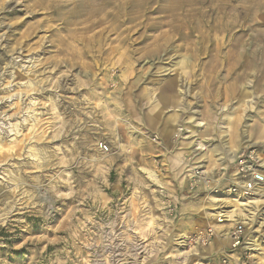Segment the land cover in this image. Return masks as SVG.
<instances>
[{"label":"rangeland","instance_id":"rangeland-1","mask_svg":"<svg viewBox=\"0 0 264 264\" xmlns=\"http://www.w3.org/2000/svg\"><path fill=\"white\" fill-rule=\"evenodd\" d=\"M243 28L260 55L264 0H0V264H264V186L242 221L188 178L264 163V77L222 72Z\"/></svg>","mask_w":264,"mask_h":264},{"label":"built area","instance_id":"built-area-1","mask_svg":"<svg viewBox=\"0 0 264 264\" xmlns=\"http://www.w3.org/2000/svg\"><path fill=\"white\" fill-rule=\"evenodd\" d=\"M182 129H177L175 138L177 139ZM157 138H154V141ZM227 169L220 178H214L211 174H205L203 171L192 170L188 174L189 188L203 186L209 193L217 196V200H224L225 197L233 198L235 201L247 203L252 201L253 197L259 194V190L264 186V174L261 167V160L252 148L243 149L235 158L227 161ZM229 170V173L227 171ZM261 193V192H260ZM260 195V194H259ZM174 208H169V214L173 215ZM225 217L218 216V224L223 223ZM220 220V222H219ZM215 226H207L201 232L194 234V239L205 246L211 243L216 231ZM229 251H237L244 246L245 229L242 224L237 223L230 227L226 234ZM229 254H225L219 259V264H232Z\"/></svg>","mask_w":264,"mask_h":264},{"label":"bare ground","instance_id":"bare-ground-1","mask_svg":"<svg viewBox=\"0 0 264 264\" xmlns=\"http://www.w3.org/2000/svg\"><path fill=\"white\" fill-rule=\"evenodd\" d=\"M40 2V1H39ZM70 2V1H68ZM65 3V2H64ZM95 3V1H94ZM99 3V2H98ZM92 4V3H91ZM64 5V4H63ZM88 5V3H87ZM69 6V5H68ZM92 6V5H91ZM60 7V6H59ZM62 7V6H61ZM64 8V7H63ZM67 8V6L65 7ZM71 9V8H70ZM69 9V10H70ZM241 9V8H240ZM68 10V9H67ZM68 10V11H69ZM87 10V9H86ZM90 10V9H89ZM101 10V9H100ZM79 11V10H78ZM81 11V10H80ZM84 11V10H83ZM92 11V10H91ZM242 11V9H241ZM52 12V11H51ZM60 12V11H59ZM54 13V12H53ZM57 13V12H56ZM84 13V12H83ZM82 13V14H83ZM61 14V12H60ZM67 14V13H66ZM81 14V13H80ZM79 14V15H80ZM245 14V13H244ZM245 17V16H244ZM241 18V16H240ZM244 19V18H242ZM110 20V19H109ZM242 23V22H241ZM94 24V23H93ZM237 26V25H236ZM251 26V25H250ZM240 26H238L237 28H239ZM260 27V26H259ZM258 27V28H259ZM254 28V27H253ZM241 29V28H240ZM229 30V29H228ZM225 33V32H224ZM228 33V32H227ZM240 33V32H239ZM229 34V33H228ZM245 37V30L244 28L241 31V36H239V41L237 42H232L231 38L226 39V41L224 42V44L226 43V47L232 50H227L225 51V53H223L222 55V72L225 74V76L227 77H231L233 75H235V79H245V78H252L255 79V81H257V79H259L261 77V79L264 77V50L260 53V55L257 54V49L254 47V44L251 42V39L249 40H244ZM257 39V38H256ZM253 41V40H252ZM223 44V43H222ZM219 45V44H218ZM226 48V49H227ZM221 50L218 47V51ZM258 61L260 62V64L258 63ZM239 69V72H237V68ZM242 81V80H241ZM244 88V87H243ZM245 89V88H244ZM180 96V95H179ZM246 96L244 95L242 98L239 99L238 103L239 105L237 107L234 108H230V109H226L222 110V114L223 116L221 117L222 119H226L227 120V127L228 129H232L231 125H232V121L235 118V115L238 113L240 114L238 111L240 110V108L242 107V105L245 103L246 100ZM162 100H164L166 103L171 101L170 97H166V98H161ZM248 100V99H247ZM164 102V103H165ZM158 104H163L161 100L157 101ZM248 104V103H247ZM245 108V107H244ZM246 110V109H245ZM244 110V111H245ZM221 114V115H222ZM207 118V117H206ZM200 119V118H199ZM202 119V118H201ZM200 119V120H201ZM208 119V118H207ZM221 119V120H222ZM206 120V119H205ZM189 122H197L198 125L203 124L202 121H199L198 118H195L194 115L190 116L188 118ZM204 121V119H203ZM15 126V125H14ZM14 126L12 124H5L2 120H0V146L1 143L3 141V137L4 135H6V137H12L14 135ZM261 135H264V129H262L261 131ZM12 139V138H11ZM4 143V142H3ZM199 144V143H198ZM1 150V148H0ZM262 168L264 169V163H262ZM264 171V170H263ZM264 174V172H263ZM260 192H263L262 189L259 190V194ZM259 194L255 195L252 199V201L248 202V203H243L240 201H232L231 204H233V206L235 207L236 205L239 206L238 209L240 211L241 214H243V216H245V218H242V221H244L245 219H247V217H249L250 213L245 214L244 211L251 209L249 208L250 206L253 207L251 204H253L254 202L256 203L258 201V196ZM261 198V196H260ZM210 202L216 203L218 202V200H216L215 198L210 197ZM216 201V202H215ZM249 204V205H247ZM238 212V211H236ZM239 213V212H238ZM239 213V214H240ZM234 221L236 222L239 220V216L241 215H237L235 213V211L232 212ZM238 217V218H237ZM254 217V216H253ZM220 222V220H219ZM257 242V241H256ZM252 244V243H251ZM253 245V244H252ZM250 245V246H252ZM259 247V246H258Z\"/></svg>","mask_w":264,"mask_h":264},{"label":"crops","instance_id":"crops-1","mask_svg":"<svg viewBox=\"0 0 264 264\" xmlns=\"http://www.w3.org/2000/svg\"><path fill=\"white\" fill-rule=\"evenodd\" d=\"M237 156V151H234L229 155L230 158H235Z\"/></svg>","mask_w":264,"mask_h":264}]
</instances>
